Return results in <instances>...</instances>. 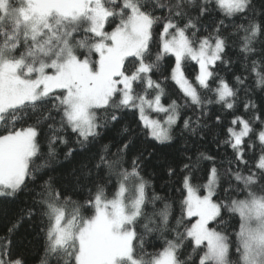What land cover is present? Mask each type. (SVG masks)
<instances>
[{
	"label": "snow or ice",
	"instance_id": "1",
	"mask_svg": "<svg viewBox=\"0 0 264 264\" xmlns=\"http://www.w3.org/2000/svg\"><path fill=\"white\" fill-rule=\"evenodd\" d=\"M213 12L223 19L197 38L199 21ZM229 25L233 31L225 35ZM230 38L238 41L246 73L234 76V83L217 70L230 65ZM168 56L174 62L165 74ZM186 61L198 65L194 81L185 74ZM249 77L264 89V0H0V197L14 199L25 191L32 197L0 236V264H29L16 233L37 215L47 221L45 257L56 255L63 264H188L193 254L196 264H264V191H253L264 188V113L256 114L252 100L243 102L251 118L233 115L223 128L225 139L218 142L233 154L219 162L228 165L223 173L214 156L186 157L179 216L167 197L154 189L149 194L152 182L142 175L141 158H129L133 129L124 125L112 142L103 143L109 125L118 124L125 111L137 114L145 135L168 143L182 108L199 114L185 115L181 132L203 140L205 109L219 104L234 113L240 91H250ZM169 81L182 103L162 102ZM215 123L222 124L220 116ZM69 132L79 148L99 147L79 171L57 175V146H68L66 156L75 151ZM257 146L259 156L250 165ZM201 161L211 165L207 182L194 184ZM167 174L174 176L176 169L169 166ZM113 176L116 190L109 198L106 186ZM83 188L88 198L74 200ZM217 189L244 198L214 199ZM225 214L238 217L231 233L217 230ZM152 233L165 237L159 251L145 247ZM186 246L192 250L187 259Z\"/></svg>",
	"mask_w": 264,
	"mask_h": 264
},
{
	"label": "trees",
	"instance_id": "2",
	"mask_svg": "<svg viewBox=\"0 0 264 264\" xmlns=\"http://www.w3.org/2000/svg\"><path fill=\"white\" fill-rule=\"evenodd\" d=\"M259 3V0H257ZM156 15L164 16L167 15L166 12L157 10ZM193 14H195L193 12ZM218 19H223L222 14L218 12H213L209 17H203L198 23L200 30L196 32V37L207 35L208 32L212 30L213 22ZM118 23V21H116ZM183 23V22H181ZM225 24L228 25V20H225ZM113 22L110 20L106 25V30H111L113 27ZM207 29V31H205ZM233 29L229 25L228 30L224 33L228 35ZM235 38L229 39V48L226 49L225 59L230 61L229 66L218 65L217 70L221 76L227 78L230 82L234 83V76L246 75L244 72V61L239 53L238 41L234 42ZM259 48L260 46L257 45ZM96 57L93 56V59ZM174 62V57H165L163 61L164 69L163 71L167 74L168 67ZM185 71L189 79L194 80V77L198 71L197 65L193 61H186L184 64ZM157 77H154V79ZM247 85L250 91L245 95L242 89L239 93L237 107L233 113L230 110H225L219 104L209 105L205 111L207 116L202 118V123H206L208 128L203 131L204 139L199 140L192 137L187 132H181L182 121L185 115L191 116L194 114H199V110L193 108H182L181 109V121L173 129V139L165 144H159L158 142L152 140L150 137L145 135L139 127V121L137 114L133 111H125L121 114V120L115 126L109 125V130L106 131L104 135L103 143H109L113 141L116 135L117 129L127 125L129 128L133 129L136 133L133 144L130 146L128 153L129 158L133 156H139L141 158L142 175L145 179L152 182V188L149 189V194H151L152 189L155 193L168 198V202L173 205V214L175 216L180 215V201L183 199L182 189H181V177L183 175L181 169L183 164L188 162L186 157L191 156L195 159L201 152L207 155L214 156L217 160V167L223 173L224 169L228 167L225 163L221 165L219 162L221 159H231L232 150L219 143L225 139L223 134L224 126L229 125V122L233 118V115H243L246 119L251 118L253 113L251 111L245 112L243 108V102L246 99L252 100L256 105V114L264 113V89L256 88L251 77L247 80ZM215 87V85H213ZM166 95L163 99L165 104L169 103L170 100L175 99L182 103L181 93L178 87L172 82L166 83ZM204 95L209 98L215 99L212 93L205 92ZM216 116H220L222 124L217 125L215 123ZM258 126V125H257ZM69 140L71 141L70 147L75 148L71 156H66L67 147L64 145L57 146V155L52 161V166L55 169V174H68L73 169L79 171L81 166L88 161L90 155L97 151L99 146L89 147L85 149L79 148L75 144V136L70 132L67 133ZM112 151H115L113 148ZM260 149L257 146L254 153L250 154L249 164L253 165L256 158L259 156ZM172 166L176 169V174L169 177L167 174V169ZM209 161H201V171L197 172L196 178L194 179V184H204L207 182L206 170L210 167ZM127 167V165H125ZM235 170V166H233ZM246 174V170H245ZM106 175V173H105ZM103 182V181H101ZM234 188L242 187L238 185L235 181H231ZM116 178L112 177L111 182L107 184L106 191L109 198H111L116 190ZM89 187H92L91 183H88ZM31 189V185L29 186ZM226 187L223 180L221 181V189ZM221 189H217V196L214 199H220L227 202L231 198L243 199L244 193L242 192H227ZM37 192L40 189H36ZM253 191L260 193L264 191L262 187H255ZM204 192V189H201ZM89 192L86 188L78 189L76 194L73 195L74 200L83 201L87 199ZM38 198V197H37ZM32 197L28 191L21 192L16 198H4L0 197V236L7 234V227L11 226V222L16 218V216L21 212L22 209L31 206ZM163 206L161 201L155 203V208L160 209ZM146 211L152 212V206L150 205ZM85 215H90L91 213L85 212ZM224 220L226 223L217 226V230L231 233L234 228L238 225V217L236 215L225 214ZM47 226V221L42 220L40 216H34L32 219L24 220L21 224L18 232L16 233V240L19 244L27 250V259L29 264H41V261L47 259V264H63V261L56 255L45 257V237L44 230ZM167 239H172V235L166 234ZM165 237H162L159 233H152L145 237V247L149 252L159 251L164 245ZM192 250L190 247L185 248L183 258L187 259L188 255L191 254ZM188 264H196V256L193 254L192 259Z\"/></svg>",
	"mask_w": 264,
	"mask_h": 264
},
{
	"label": "rangeland",
	"instance_id": "3",
	"mask_svg": "<svg viewBox=\"0 0 264 264\" xmlns=\"http://www.w3.org/2000/svg\"><path fill=\"white\" fill-rule=\"evenodd\" d=\"M197 69H198V65H197ZM185 70V68H184ZM198 72V71H197ZM185 74L187 75L186 71H185ZM188 76V75H187ZM189 78V77H188ZM191 80V79H190ZM194 81V80H193ZM163 102V101H162ZM164 103V102H163ZM153 116H155L156 114L155 113H152Z\"/></svg>",
	"mask_w": 264,
	"mask_h": 264
}]
</instances>
